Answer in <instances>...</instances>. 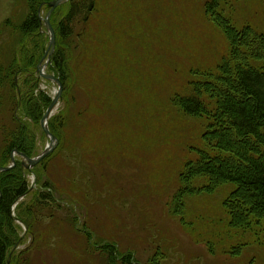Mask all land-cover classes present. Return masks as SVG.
I'll list each match as a JSON object with an SVG mask.
<instances>
[{
  "label": "rangeland",
  "instance_id": "obj_1",
  "mask_svg": "<svg viewBox=\"0 0 264 264\" xmlns=\"http://www.w3.org/2000/svg\"><path fill=\"white\" fill-rule=\"evenodd\" d=\"M87 1L77 0L81 8ZM94 1L89 21L80 16L63 40L56 36L51 56L50 33L44 25L41 32L49 62L43 74L59 78L51 63L60 51L67 82L48 123L58 139L54 152L31 170L16 157L29 186L45 184L54 200L33 234L17 223L20 263L125 264L131 255L134 264H264V233L229 228L224 202L231 185L184 199V222L174 214L181 175L205 150L210 123L187 116L177 99L194 95L192 84L214 81L229 57L213 18L264 34V0H220L215 17L207 8L214 0ZM30 11L28 0H0V166H10L7 149L22 132V98L38 108L37 96L53 101L60 94L57 83L31 68L39 38L20 30ZM70 12L69 2L52 13L56 34ZM204 98L212 109L214 99ZM33 131L36 158L50 140L41 124ZM110 249L117 260L108 258Z\"/></svg>",
  "mask_w": 264,
  "mask_h": 264
},
{
  "label": "trees",
  "instance_id": "obj_2",
  "mask_svg": "<svg viewBox=\"0 0 264 264\" xmlns=\"http://www.w3.org/2000/svg\"><path fill=\"white\" fill-rule=\"evenodd\" d=\"M54 1L28 0L30 15L20 28L24 36L31 33L38 35L39 49L31 63V68L36 71L45 57L40 8L43 6L42 10L50 11L47 5ZM69 2L71 12L66 17V23L63 27L60 24L57 27L56 36L59 40L67 36L70 24H74L80 16H84L85 22L89 21L95 11L94 0L87 1L81 5L82 8L77 0ZM219 5L220 0L209 3L208 13L215 17ZM54 19L61 20L56 16H53ZM213 20L225 34L230 54L221 64L220 73L213 78L214 81L192 84L194 95L177 99L187 116H206L210 123L203 136L205 150L198 153L199 160L186 165L181 175L183 190L175 197L177 202L174 214L181 215L184 222L183 211H178L184 199L202 193L211 194L221 187L231 185L232 190L224 202L229 216V228L238 232L264 233V34L257 33L251 27L237 30L222 16ZM252 62L260 64L256 67ZM51 64L65 85L67 75L64 54L56 51ZM205 96L214 99L215 105L210 110L204 102ZM22 99L26 106L17 112V122L22 132L7 150L9 155L18 152L32 158L33 127L37 128L41 124L43 113L52 101L48 97L37 96L34 100L40 105L37 108L32 106L31 99ZM24 119L29 120L30 124L23 123ZM44 187L47 186L44 184L38 191H34L29 186L24 167L20 161L17 162V158L13 169L0 173V264H22L15 253L24 241L17 223L25 226L28 235L35 232L34 224L40 222L45 211L52 209L50 204L54 202L51 192H43ZM116 252V249L108 250L111 261L117 260ZM123 261L125 264H134L131 255L125 256ZM25 264H32V260H26Z\"/></svg>",
  "mask_w": 264,
  "mask_h": 264
},
{
  "label": "water",
  "instance_id": "obj_3",
  "mask_svg": "<svg viewBox=\"0 0 264 264\" xmlns=\"http://www.w3.org/2000/svg\"><path fill=\"white\" fill-rule=\"evenodd\" d=\"M68 1H70V0H58V1H55V2L48 4V8H50L51 10L45 19V24H46V27L48 28V30L50 31V34H51V40H50L51 54L53 53L54 48H55V32L53 31V29L50 25V18H51L53 11L57 7H60L61 5H63L65 2H68ZM44 60H45V58H43V60L41 61L40 65L38 66V69H37L38 73H40L42 75H43V69L45 67V66H43ZM45 78L47 80H51V81L57 83L59 85V88L62 90V84H61L59 79H57L54 76H46ZM61 90H60V94H58V96L52 101L51 105L49 106L47 112L45 113V115L41 121V128L43 129L45 135L47 137H49L51 140L50 145L44 150V152L42 154H40L38 157H36L34 159H30L26 155L20 154L18 152L12 153V155H11L12 165H10L9 167H0V173L1 172H8L16 166L15 156H17V155L21 156L28 163V164L23 163V165L26 166L27 169L31 170V169L35 168L36 166H38L43 160L48 158L54 152V150L56 149V147L58 145V141H57V138L55 136H53L50 133V131L48 130L47 122L50 119V116L53 114L55 108L58 105V102H59L60 96H61Z\"/></svg>",
  "mask_w": 264,
  "mask_h": 264
},
{
  "label": "bare ground",
  "instance_id": "obj_4",
  "mask_svg": "<svg viewBox=\"0 0 264 264\" xmlns=\"http://www.w3.org/2000/svg\"><path fill=\"white\" fill-rule=\"evenodd\" d=\"M56 1H58V0H56ZM54 2H55V1H54ZM68 2H69V1H68ZM51 3H52V2H51ZM66 3H67V2H65L64 4H66ZM49 4H50V3H49ZM64 4H63V5H64ZM61 6H62V5H61ZM42 7H43V6H42ZM42 7L40 8V15H41ZM47 8H48V5H47ZM57 8H58V7H57ZM57 8H56V9H57ZM49 9H50V8H49ZM56 9H55V10H56ZM50 10H51V9H50ZM55 10H54V11H55ZM54 11H53V12H54ZM49 12H50V11H49ZM49 12H48V13H49ZM47 15H48V14H47ZM46 17H47V16H46ZM45 19H46V18H45ZM42 20H43V19L41 18V21H42ZM43 21H44V24H43V25L46 27L45 20H43ZM43 21H42V22H43ZM46 29H47V31L50 33V31L48 30L47 27H46ZM50 36H51V34H50ZM50 40H51V38H50ZM55 44H56V33H55ZM50 51H51V50H50ZM53 53H54V51H53ZM53 53H52V54H53ZM52 54H51V52H50V56H51ZM46 56H47V55H46ZM46 56H45V57H46ZM45 57H44V58H45ZM42 60H43V59H42ZM40 63H41V62H40ZM44 68H45V67H44ZM43 70H44V69H43ZM40 76H45V77H46L45 74H43V75L40 74ZM49 76H52V75H49ZM54 77H55V76H54ZM57 79H59V78H57ZM50 81H51V80H50ZM60 90H61V89H60ZM53 100H54V99H53ZM47 110H48V109H47ZM46 112H47V111H46ZM41 121H42V120H41ZM48 123H49V120H48V122H47V128H48ZM48 130H49V128H48ZM49 131H50V130H49ZM50 133H51V132H50ZM51 134H52V133H51ZM52 135H53V134H52ZM53 136H54V135H53ZM48 138H49V137H48ZM49 140H50V138H49ZM57 141H58V139H57ZM50 143H51V140H50ZM17 156H18V155H17ZM17 156H15V159H16ZM37 157H38V156H37ZM30 159H34V158H30ZM10 165H12V162L10 163ZM8 167H9V166H8Z\"/></svg>",
  "mask_w": 264,
  "mask_h": 264
},
{
  "label": "flooded vegetation",
  "instance_id": "obj_5",
  "mask_svg": "<svg viewBox=\"0 0 264 264\" xmlns=\"http://www.w3.org/2000/svg\"><path fill=\"white\" fill-rule=\"evenodd\" d=\"M40 65V64H39Z\"/></svg>",
  "mask_w": 264,
  "mask_h": 264
}]
</instances>
